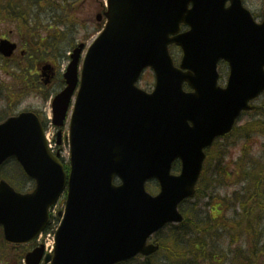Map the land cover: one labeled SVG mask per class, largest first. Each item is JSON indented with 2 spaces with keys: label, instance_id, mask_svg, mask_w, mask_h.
<instances>
[{
  "label": "water",
  "instance_id": "1",
  "mask_svg": "<svg viewBox=\"0 0 264 264\" xmlns=\"http://www.w3.org/2000/svg\"><path fill=\"white\" fill-rule=\"evenodd\" d=\"M111 11L106 32L96 44L93 68L87 69L84 86L93 79L102 86L115 79L116 84L133 89L142 66L159 44L170 34L178 31L174 17L172 0H110ZM182 6V5H180ZM178 6V10L180 8ZM13 46L3 42L0 51L10 55ZM78 53L71 65L68 78L69 87L54 101V123L63 126L71 96L77 83L74 75ZM92 86L82 88L89 97ZM146 100V99H145ZM142 101V107L134 108L129 117V125L142 126L138 145L130 143L127 137L106 138L98 129H92L74 118L72 124V173L69 181L68 206L65 219L57 233V246L52 264H117L129 260L137 254L150 255L158 247H146L150 235L168 222H180L177 212L179 202L178 180L161 178L165 196L152 198L146 194V180L155 176V170L165 164L170 150L169 142L174 136L182 141V150L190 152L192 145L212 136L216 130L208 131L205 138L201 128H183L179 133L168 124L161 113L164 106L149 105ZM88 101L92 102L89 97ZM156 102V101H155ZM148 119H157L161 136L155 134V124ZM127 123L124 126L128 125ZM83 130V131H81ZM80 133L81 149L75 143L73 134ZM90 133H95L94 136ZM125 135V134H121ZM60 139V134L58 135ZM162 137H166L162 143ZM155 155L146 160L151 152ZM129 163L119 175L123 186H113L112 171L116 169V155ZM15 156L24 166L27 174L37 181V189L32 195L15 193L6 183L0 185V225L4 228L5 239L12 243H24L36 238L47 226L49 208L57 201L66 187V175L62 164L48 150L44 131L33 113H24L11 118L0 126V164L8 157ZM187 165V163H186ZM193 171L190 184L193 191L200 164L197 159L189 162ZM178 192V193H177ZM180 193H183L181 190ZM186 197V196H185ZM162 208V211H161ZM61 216V215H60ZM43 248L27 255V264H40ZM52 259L46 257V263Z\"/></svg>",
  "mask_w": 264,
  "mask_h": 264
},
{
  "label": "rangeland",
  "instance_id": "2",
  "mask_svg": "<svg viewBox=\"0 0 264 264\" xmlns=\"http://www.w3.org/2000/svg\"><path fill=\"white\" fill-rule=\"evenodd\" d=\"M69 3L81 7L71 16L52 0H0V10L9 9V14H3L0 19V40L6 36L18 44V52L26 51L25 56L16 53L9 61L0 58V112L17 115L36 111L49 121L45 125L55 147L58 131L51 122L52 99L65 87L62 81L69 53L86 37L90 42L97 37L96 17L102 10L100 0H69ZM245 3L259 19L262 17L264 0H245ZM88 23L90 28H85L84 24ZM174 54L178 57L176 51ZM55 57H59L57 68L53 64ZM220 73L225 83L226 67L221 66ZM141 82L140 86L146 90L154 87L150 72ZM255 105L264 107V98ZM239 126L248 132L242 135L236 132L230 140L222 141L220 151L209 156L207 178L197 197L182 207L191 221L186 228L204 229L199 252L193 257L186 256L184 240L174 239L168 229L160 235L162 248L149 264H264V108L243 117ZM68 135L69 119L61 136L65 162L70 157ZM12 165L8 163L4 167L0 179L6 172H12ZM250 171L254 176H249ZM18 179L17 173H11V181ZM18 183H23L22 179ZM151 185L156 193L158 189ZM212 206L221 210L216 220H211ZM62 207L61 203L57 206L55 216ZM202 218L206 224L201 223ZM42 240L38 245L53 243V237ZM19 250L22 249L14 251L7 246L0 231V264H24Z\"/></svg>",
  "mask_w": 264,
  "mask_h": 264
},
{
  "label": "trees",
  "instance_id": "3",
  "mask_svg": "<svg viewBox=\"0 0 264 264\" xmlns=\"http://www.w3.org/2000/svg\"><path fill=\"white\" fill-rule=\"evenodd\" d=\"M12 164H14V162H12ZM30 181L28 180V179H25V184L24 185H22V184H20V188H22V189H28V187H30ZM186 230H187V228H186V224H182L180 227H178L177 229H175L174 228V234H175V231H177V234L178 235H180V236H182V237H184L183 238V240H181L180 239V237L179 236H176L175 237V239L176 240H179V241H183V243L185 244V246H187L188 247V249L189 248H192V251H190L189 252V254L190 255H194L195 256V254H196V252L198 251V250H200V245H201V240H202V237L201 236H199L196 240H187V237H188V235L186 236ZM198 232H200V231H198ZM175 240V241H176ZM186 241V242H185ZM194 243V244H189V243Z\"/></svg>",
  "mask_w": 264,
  "mask_h": 264
},
{
  "label": "bare ground",
  "instance_id": "4",
  "mask_svg": "<svg viewBox=\"0 0 264 264\" xmlns=\"http://www.w3.org/2000/svg\"><path fill=\"white\" fill-rule=\"evenodd\" d=\"M173 99L181 106L182 110L185 112L186 111V104H188L189 100L187 97H184L182 95H176V96H173ZM205 99L209 102H213V99L210 98L209 96H206ZM165 106H168V104H165ZM210 106L212 108L215 107L214 104H210ZM231 114H225V119H229L231 118ZM171 122H173L172 118H171Z\"/></svg>",
  "mask_w": 264,
  "mask_h": 264
}]
</instances>
